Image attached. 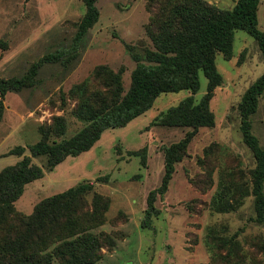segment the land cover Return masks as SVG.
<instances>
[{"label":"rangeland","instance_id":"obj_1","mask_svg":"<svg viewBox=\"0 0 264 264\" xmlns=\"http://www.w3.org/2000/svg\"><path fill=\"white\" fill-rule=\"evenodd\" d=\"M148 1L99 0V20L79 58L68 65L44 64L32 87L6 94L0 120V171L22 158L9 155L14 148L22 147L23 155L29 156L28 148L41 139L40 130L53 128L56 118L65 122V134L57 141L72 137L85 125L73 116L80 89L109 98L118 92L113 84L97 88L92 79L97 68L120 75L121 96L129 89L135 62L126 45L133 53L153 49L146 31ZM203 1L224 11L237 2ZM170 4L167 0L165 12ZM84 13L81 0H0V80L23 76L42 57L67 49ZM257 19L264 33V0H260ZM215 66L222 82L209 103L214 126L199 129L189 143L175 165L167 192L155 201L160 213L149 227L141 223L147 195L159 187L164 173L163 149L190 131L151 122L188 97L187 91L160 95L146 113L125 127L105 130L90 151L68 157L52 171L45 169L44 158H33L43 177L25 186L14 203L16 212L30 215L44 199L78 184H92L86 201L90 203L94 194L108 200L105 221L92 233H103L115 242L112 250L101 249L97 264H264V228L252 221V197L229 211L211 208L216 194L230 181L250 186L254 160L242 142L237 105L264 73V60L255 41L246 32L236 31L231 58L225 60L218 53ZM199 81L196 101L207 85L201 73ZM250 121L252 134L264 149V94ZM142 150L145 165H141ZM52 264L60 263L53 259Z\"/></svg>","mask_w":264,"mask_h":264},{"label":"trees","instance_id":"obj_2","mask_svg":"<svg viewBox=\"0 0 264 264\" xmlns=\"http://www.w3.org/2000/svg\"><path fill=\"white\" fill-rule=\"evenodd\" d=\"M81 1L85 13L67 49L42 57L23 76L0 80V120L7 93L32 87L44 64L68 65L79 58L90 30L99 20L96 6L99 0ZM166 1L149 0L147 3L150 24L146 31L153 49L133 53V48L126 45L135 68L130 74L129 89L122 96L120 75L99 67L92 75L97 88L107 89L110 87L107 85L113 84L118 92L109 98L108 94L107 97L99 93L85 94V88L80 89L82 93L76 96L79 101L73 111L76 119L85 122L79 131L57 141L65 134V122L63 118H56L53 128L40 130L41 139L28 148L29 156L23 155L22 147L9 152L22 158L0 171V264H52L53 259L60 264H97L102 259L101 249L112 250L115 245L110 236L92 233L104 223L108 208V200L97 194L90 203L86 201L92 184H78L42 200L30 215L16 212L14 203L25 186L43 177V170L32 163L33 158H44L45 169L52 171L68 157L90 151L105 130L125 127L146 113L160 95L189 92L188 97L151 122V125L190 131L180 141L163 149L164 173L159 187L147 195L141 223L143 228L149 227L160 213L154 206L155 201L167 192L175 165L185 156L189 143L199 129L214 126L209 103L222 82L215 66L216 54L229 60L235 32L244 31L255 41L264 60V33L258 29L257 19L260 0H237L232 9L226 11L216 10L203 0H170L171 8L165 12ZM200 73L207 85L204 95L196 101ZM106 78L110 82H105ZM263 94L264 73L246 89L237 105L242 142L254 160L250 186L244 188L245 185L230 181L216 194L211 208L215 212L229 211L234 204L250 196L254 209L252 221L264 228V149L252 134L250 121ZM52 136L55 139L50 140ZM145 157L142 150L141 165H145Z\"/></svg>","mask_w":264,"mask_h":264}]
</instances>
